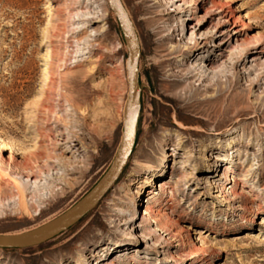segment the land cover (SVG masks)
<instances>
[{
  "label": "rangeland",
  "instance_id": "1",
  "mask_svg": "<svg viewBox=\"0 0 264 264\" xmlns=\"http://www.w3.org/2000/svg\"><path fill=\"white\" fill-rule=\"evenodd\" d=\"M90 1L91 16L101 20L75 16L83 9L75 0H0V143L18 148L22 167L38 151L56 161L37 159L42 199L31 212L0 201V235L50 225L101 180L119 150L128 46L109 0ZM153 1L170 17L160 33L138 0H121L139 41V91L133 147L120 174L95 206L49 240L0 247V264H264V0H229L237 40L213 46L207 37L187 56L180 53L187 52L188 25L200 21L198 37L216 21V13L205 21L210 0L195 3L198 21ZM168 32L174 73L185 75L208 57L215 67L183 78L174 100L157 69L167 51H159L158 37ZM164 134L169 140L159 144ZM203 144L209 160L200 163Z\"/></svg>",
  "mask_w": 264,
  "mask_h": 264
},
{
  "label": "bare ground",
  "instance_id": "2",
  "mask_svg": "<svg viewBox=\"0 0 264 264\" xmlns=\"http://www.w3.org/2000/svg\"><path fill=\"white\" fill-rule=\"evenodd\" d=\"M78 5L83 7L80 11H78L75 16H82L84 18H89L88 21H95V20H101L98 18L99 16H91L94 14L89 7L92 4L91 1H85V0H75ZM121 2V0H120ZM138 2L141 4L140 9L147 15V23L152 26L154 33H160L162 30L169 29L171 27V24H167L169 22L170 17H165L164 15L167 13L166 8L159 9L161 6L158 1L153 0H138ZM197 0H165L164 4L170 3L171 6L175 4L176 8L171 9L172 11H176L180 13V15L187 16L186 19H194L198 21L196 10L197 7L195 6V3ZM121 5L124 8V5L121 2ZM89 9V10H88ZM125 12L127 9H125ZM127 13V12H126ZM218 14L216 17V21L212 23L211 26L208 27V30L203 31V33L199 34L197 37V29L198 24L200 21L195 22L194 25L189 24L188 28H190V34H188V38L184 40V46L183 48H186L187 52L180 53L181 56H187L190 54L191 50L193 48H203V45L205 44V40L207 37L214 38L212 40L213 46H219L224 44V42L230 41V39H233L234 42L237 40V34L240 32L239 28L236 26L235 20L237 19V16L233 14L232 7L229 4V0H224L223 2L218 0H210V5L208 9L205 11L206 16V22L210 21L214 18L213 14ZM73 16V15H72ZM89 16V17H86ZM127 16L129 18V14L127 13ZM130 20V18H129ZM131 21V20H130ZM203 21V20H202ZM205 21H203L205 23ZM181 22L180 24H182ZM231 23V25H230ZM134 27V26H133ZM135 29V28H134ZM180 27L176 28V30H179ZM232 31V34L230 32ZM208 33V34H207ZM172 33H166L158 37L159 44L158 49L160 52L166 51L162 57L164 59L157 61V69H159L160 76L163 77V80L166 84L165 89L169 92L165 95L169 97L171 100H174L175 98L181 97V92L178 93L176 91L177 86L182 83L183 78H187L192 76L193 74H198V69L203 67L205 70H208V72L215 71V67L210 65L211 57H208L205 59V62L203 61H193V69H188V72H186L185 75H178L177 73H174L172 69L170 68V63H168V60L170 58V54L175 51L173 49L171 51L172 45H170L169 48L165 47V43L168 41V39L171 37ZM175 35V34H174ZM223 38V36H227L226 39L221 40H215L216 37ZM175 48V47H174ZM171 51V52H170ZM46 61L49 60V55H45ZM115 66V64L113 65ZM201 66V67H200ZM44 74L48 77V69L46 67L44 68ZM50 80V79H49ZM137 81H138V74H137ZM187 88V87H186ZM190 93L189 97L193 95V91L191 90V87L187 88ZM139 89H137V92ZM137 107V101H135L133 105V109L135 110ZM150 107V106H149ZM177 126L182 127L181 122H177ZM40 133L37 134V139H39ZM169 138L166 136V134L163 135L161 138V141L159 144H166L168 142ZM220 140L217 139L216 142H219ZM208 144H203L200 148V151L197 155V158L200 163L205 162L206 160H209L208 155ZM9 151V154L7 156L4 155L5 151ZM18 153V148H15L12 144L1 142L0 143V201L7 200L16 202L15 207L16 211L22 213H29L31 212L30 209L32 208V202L35 200L42 199L40 196V190L41 188L38 186V183L41 181V175H43L42 171V165H49V162H53L55 164V159L53 156L44 154L42 155L41 152H33L28 157H26V161L23 163V167L20 165H16V156ZM166 154V153H165ZM168 156L174 155L173 152H167ZM212 155V154H211ZM43 157L44 163L40 164L38 163L37 159ZM34 160H33V159ZM33 160V161H31ZM46 160V161H45ZM164 156L161 158L159 166L163 165ZM29 161L32 163L29 164ZM185 161V160H183ZM26 166V167H25ZM28 168L27 171L23 172L22 169ZM41 174V175H40ZM53 181L56 179H52ZM153 183V186H158L161 189L164 188V181L162 179H158L156 181H153L152 179L149 182V185ZM207 183V181H205ZM6 187L10 191V195L8 193V196L5 197L1 194V188ZM46 188V187H45ZM43 192V191H42ZM54 192V191H53ZM56 192V191H55ZM147 192L149 193L147 196H150V194H153V190L150 188L147 189ZM52 193V191L50 192ZM31 195V197H28V195ZM54 194L52 193L51 197H54ZM57 196V195H56ZM47 199V198H44ZM12 203V202H11ZM36 206V205H35ZM135 208V206L133 205ZM241 209V208H240ZM264 215V214H263ZM134 216L131 215L128 221L133 220ZM244 223H246V219H243ZM262 222L264 223V218L262 219ZM194 234H197L195 230H193ZM20 234V233H17ZM262 239L264 240V234L261 235ZM113 240V239H112ZM111 242V241H110ZM102 255V253H98L99 256ZM145 264V263H144Z\"/></svg>",
  "mask_w": 264,
  "mask_h": 264
},
{
  "label": "water",
  "instance_id": "3",
  "mask_svg": "<svg viewBox=\"0 0 264 264\" xmlns=\"http://www.w3.org/2000/svg\"><path fill=\"white\" fill-rule=\"evenodd\" d=\"M111 8L116 12L123 29L128 57L126 67L128 72L129 96L124 110V130L119 150L110 168L101 180L75 206L70 208L50 225L37 232H27L13 235H0V247H27L49 240L64 227L77 221L86 211L95 206L104 193L113 185L129 157L134 142V109L137 99V62L139 41L132 22L129 20L120 0H109Z\"/></svg>",
  "mask_w": 264,
  "mask_h": 264
}]
</instances>
